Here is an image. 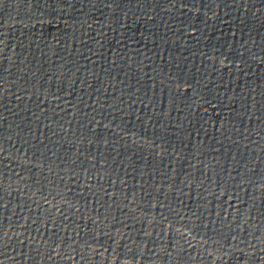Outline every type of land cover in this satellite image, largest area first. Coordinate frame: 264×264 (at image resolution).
<instances>
[{"label":"water","instance_id":"95a60500","mask_svg":"<svg viewBox=\"0 0 264 264\" xmlns=\"http://www.w3.org/2000/svg\"><path fill=\"white\" fill-rule=\"evenodd\" d=\"M0 264H264V0H0Z\"/></svg>","mask_w":264,"mask_h":264}]
</instances>
